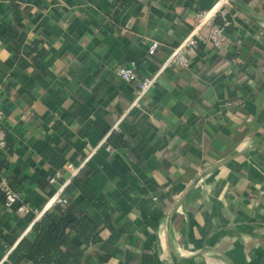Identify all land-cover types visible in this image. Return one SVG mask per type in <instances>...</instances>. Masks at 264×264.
<instances>
[{
  "label": "crops",
  "instance_id": "1",
  "mask_svg": "<svg viewBox=\"0 0 264 264\" xmlns=\"http://www.w3.org/2000/svg\"><path fill=\"white\" fill-rule=\"evenodd\" d=\"M217 1L0 0L11 145L0 169L21 195V208L0 206V264L73 185L69 164L90 170L72 193L90 236L109 217L121 232L103 228L87 245L68 229L83 264H143L145 254L154 264H264V0H231V40L191 49L190 67H167L141 107L130 108L138 82L117 73L133 61L139 78L156 73ZM14 5L26 26L20 52L2 38L19 33ZM35 40L43 67L22 69Z\"/></svg>",
  "mask_w": 264,
  "mask_h": 264
},
{
  "label": "trees",
  "instance_id": "2",
  "mask_svg": "<svg viewBox=\"0 0 264 264\" xmlns=\"http://www.w3.org/2000/svg\"><path fill=\"white\" fill-rule=\"evenodd\" d=\"M14 10L18 15L16 25L19 33L6 31L2 35V38L5 42L12 43L15 49L20 52L26 40V26L21 11L22 9L19 5H14ZM41 44V40H35L25 48L26 57L21 58L19 62V66L22 69L29 68L31 64L43 67L41 58L45 53V48H42ZM9 150L11 151V145L8 140L7 148L1 155L6 154ZM89 172V169H83L75 177L73 185L69 184L66 186L63 191V196L68 199V204L65 207L54 205L48 209L33 224L31 235L25 236L20 241L18 247L11 252L9 256L10 262L6 264H17L22 259H26L30 264H83L87 253L83 245H79L68 238V229H75L83 243L87 245L90 242L95 243L98 233L106 227L112 231L114 236L118 237L121 235V232L114 225L112 218L109 217L104 222L96 223L93 226L94 236L91 237L89 234L91 227L83 221L86 215L83 212L75 213L72 211V208L76 207V203L72 200L74 185L78 182L80 183L83 178L88 176ZM10 185L12 186L11 183ZM3 203L4 197L0 191V206ZM19 206L20 203L17 202L13 205V209H17ZM154 257L155 255L145 254L143 264H154Z\"/></svg>",
  "mask_w": 264,
  "mask_h": 264
},
{
  "label": "built area",
  "instance_id": "3",
  "mask_svg": "<svg viewBox=\"0 0 264 264\" xmlns=\"http://www.w3.org/2000/svg\"><path fill=\"white\" fill-rule=\"evenodd\" d=\"M231 0H218L216 4L209 9L208 11H203L198 15V24L195 26L193 31L189 33L183 41L175 47L167 59L163 62L160 69L152 74L145 75L142 78H139L138 73L136 72L135 62H131L130 65H122L118 67L117 73L123 79L134 82H138L137 86V95L132 102L130 108L133 107H141L142 100L150 91V89L156 84L161 73L167 68L173 65L180 66L183 68L190 67V57L189 52L193 48H197L200 43L210 40L217 48H222L227 42L231 40L229 33L227 32V28L231 25V20L229 19L230 8L229 5ZM221 20L218 22L217 19ZM208 24L210 26V32L208 35H204L201 32V27ZM238 42H240L238 40ZM160 43L157 40H152L148 49V53L150 55L155 54L157 49L159 48ZM4 120L5 114L3 110L0 108V153L5 151L8 144L7 132L4 128ZM108 150H112L111 145H107ZM91 155H89L90 157ZM82 167L75 166L73 164H69V169L72 174V179L75 178ZM56 176L51 177L50 182L53 183L56 181ZM67 184H64L57 192L51 197V199L46 204L45 209L37 211V217H40L51 207L54 205H60L65 207L68 204V199L63 196V191L66 188ZM0 191L4 197L3 207L7 209H12L13 205L17 203L21 195L18 190L13 188L10 185L8 177H6L1 169H0ZM155 200L158 197H154ZM21 208V207H19ZM18 264H30L29 261H22Z\"/></svg>",
  "mask_w": 264,
  "mask_h": 264
}]
</instances>
